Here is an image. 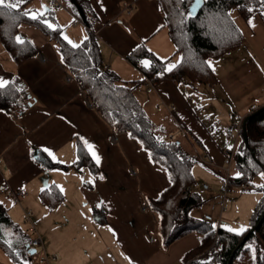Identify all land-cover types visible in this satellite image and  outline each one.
<instances>
[{"label": "crops", "instance_id": "0c3cea01", "mask_svg": "<svg viewBox=\"0 0 264 264\" xmlns=\"http://www.w3.org/2000/svg\"><path fill=\"white\" fill-rule=\"evenodd\" d=\"M50 1L30 0L24 9L31 16L53 12L50 24L59 26L71 44L82 43L89 34L84 21L74 24L75 15L61 0L60 7ZM90 5L96 15L92 29L104 66L115 71L121 83L135 84L137 99L152 122L171 119L170 138L187 140L186 144L200 153L194 142L182 138V134L188 133L199 143L198 148L203 151L200 163L220 176L222 186L227 176L225 153L235 146L226 128L245 118L251 107L264 106V16H234L245 41L210 59L216 83L184 80L149 86L145 73L127 57L144 44L166 60L170 68L168 63L177 55L176 48L158 1L90 0ZM15 40L31 43L35 51L19 63L0 36V81L6 85L20 78L29 90L28 106L24 109H0V201L12 219L29 234L30 240L35 235L42 238L52 264H183V254L197 247L203 234L193 230L169 245L163 243L149 202L169 185L165 171L136 139L114 129L100 114L68 72L54 39L37 26L23 22ZM162 106L168 113L161 110ZM158 115L161 117L156 118ZM240 140L241 137L236 147ZM79 143L87 147L96 171L87 166L45 168L37 159L42 150L55 162L72 165ZM234 163L233 160L231 165ZM258 177L259 195H241L230 200L232 204L249 200V218L227 214L217 227L231 228L235 233L251 227L252 212L262 196L264 173ZM50 186L63 195L53 208H48L41 198V192ZM251 186L254 182L242 190ZM12 189L20 191L17 203L9 194ZM220 192L223 194L221 189ZM227 197L223 195V203ZM26 208L32 210L34 231L25 221ZM96 210L104 215L103 219L95 214ZM191 215L216 221L218 211L210 213L204 207V211H191ZM28 245L29 254L20 251L25 259L21 264L33 261L35 253L29 252ZM38 263L39 260L34 264Z\"/></svg>", "mask_w": 264, "mask_h": 264}, {"label": "trees", "instance_id": "16d2710c", "mask_svg": "<svg viewBox=\"0 0 264 264\" xmlns=\"http://www.w3.org/2000/svg\"><path fill=\"white\" fill-rule=\"evenodd\" d=\"M29 1L5 0V5H0L2 40L17 62L21 63L34 53L35 48L29 42L19 43L15 40L19 25L28 22L48 34L56 41L68 72L79 82L100 114L114 129L136 139L165 171L169 185L149 202L157 217L163 243L169 245L184 234L197 230L203 236L197 247L183 254V264H264V218L257 226L264 213V183L260 187L262 196L251 215V227L242 233L221 226L215 228L209 220L193 217L191 211L204 202L201 194L193 188L196 183L193 167L201 159L192 145L184 144L174 137L166 140L156 136L155 131L159 129L137 99L135 84L132 81L121 83L118 74L104 66L99 41L92 29L96 15L90 0H61L89 29L88 36L79 45L71 44L59 26L50 24L54 19L53 12H45L33 19L24 9ZM157 1L175 44V53L180 54V61L169 71L166 60L159 58L144 44L127 57L145 73V80L152 78L154 84L162 81L176 84L184 80L209 85L216 83L217 76L210 59L236 49L245 41L233 11L236 9L244 19L256 13L264 16V0H204L196 13L190 10L193 0ZM8 4L18 6L11 8L6 6ZM28 100L29 90L20 78L0 88V109L22 110L28 106ZM247 134L249 144L242 130L236 148L234 162L239 174L229 176L232 186L253 184V180L264 173V109L248 120ZM37 159L45 168L80 169L87 166L92 171L97 170L96 163L83 143L78 144L77 159L72 165L57 163L42 150L38 152ZM41 198L48 208H53L63 195L58 188L50 186L41 192ZM95 214L104 218L98 210ZM29 240V234L12 219L8 208L0 201V246L21 262L20 251L27 252Z\"/></svg>", "mask_w": 264, "mask_h": 264}, {"label": "rangeland", "instance_id": "374dc122", "mask_svg": "<svg viewBox=\"0 0 264 264\" xmlns=\"http://www.w3.org/2000/svg\"><path fill=\"white\" fill-rule=\"evenodd\" d=\"M233 14L235 17H240V15L238 14L236 9L233 11ZM79 27H83V25L80 24ZM176 54L177 55L169 61V63H168L169 66L175 65L177 62H179V60L181 58L180 54L179 53H176ZM161 110L166 111V113H168L167 112L168 110L165 106H162ZM155 117L158 118V117H161V115H158ZM153 123L159 129V130L155 131L156 132L155 135L156 136H162L166 140H169L170 139L169 136L171 133H169L168 130H170L173 126V124L171 123V119H167V121H165L163 123H160V122H158V123L153 122ZM186 132H188V131H186ZM183 137H187V139L191 140L190 142H194L196 148L200 150V153H203V151L200 148H198L199 143L196 142L193 137H191L188 133H187V136L185 134H182V138ZM231 140H232L231 144L233 146L235 144V141L232 138H231ZM182 142L184 144L187 142L189 143V141H187V140L182 141ZM194 152H196V151H194ZM196 153L199 157L200 153L199 152H196ZM230 170L231 171H229V173L232 176H235L236 174L239 173V171L236 168L235 163L230 166ZM194 174L196 177V183H195L193 188H194V190L198 191L201 194V197L203 198L204 202H203L202 206L198 207L197 209L194 208L192 210V214H194L196 211H202V210L204 211V207L210 213H217V211H218V216L216 218V221H214V219L212 220V218H209V221L212 224H214L216 227H217L218 221L223 220L222 216H224V218L228 217L227 214L229 216H239L240 218H246V220L249 218L250 211H251V206L249 207V203H250L249 200H247V202L238 201V203H236V204H232L230 200L235 199L236 197H239L241 195H252L253 196V195H255V193H256V195H259V194H257V192H258L257 188L261 184V180L258 176L253 180L254 186H251L249 189L242 190V188L245 187L244 184H235L234 187L236 189V192L229 194L228 197L226 198V201L223 203V194H221V192H220V189H221V178H220V176L217 173H214L212 170L208 169L206 164H203L200 162L194 166ZM224 174L226 175V172ZM216 200H218V203ZM252 201H253V199H252ZM226 209H227V212H225ZM211 215H214V214H211ZM224 222H225V220H224ZM41 253H42V250L39 248L38 253H35L33 255V261L32 262H29L28 260H26V261L31 263V264L36 263L39 260ZM20 260H21V262H19L18 260H15L12 256L9 255V253L7 252V250L3 246H0V264H19V263L21 264L23 260L25 261L24 257L21 255H20Z\"/></svg>", "mask_w": 264, "mask_h": 264}, {"label": "built area", "instance_id": "2783aa9c", "mask_svg": "<svg viewBox=\"0 0 264 264\" xmlns=\"http://www.w3.org/2000/svg\"><path fill=\"white\" fill-rule=\"evenodd\" d=\"M50 4L53 6H63V3H61L59 0H51ZM79 22H82L80 18H78L77 16H75L74 19V24H77ZM147 84L149 86H154V81L152 78H147ZM258 109L257 106H253L251 107L250 112H253L254 110ZM245 118H242L234 123H232L231 125H229L226 128V133L228 134L229 137H231L232 139H234L235 141V146L233 149L231 150H227L225 153V159H224V164H225V172H226V179L223 182L222 186H221V191L224 195V197L228 196L230 193H233L236 191L235 187L232 186L230 184V181L228 179L229 176V167L232 164L233 160H234V156L236 153V145L241 137L242 134V130H243V122H244ZM244 186H247V183H243ZM9 194L12 196L13 202L17 203L19 202V195H20V191L17 189H12L10 190ZM32 210L29 208L25 209V221L27 223H30L31 228L30 230L34 231L35 230V226L32 222ZM29 245L31 248H36V253H38L39 248L42 250V253L40 254V258H39V263L38 264H52L51 263V256L46 252L44 245H43V241L42 238L39 235H35L29 242Z\"/></svg>", "mask_w": 264, "mask_h": 264}, {"label": "water", "instance_id": "95a60500", "mask_svg": "<svg viewBox=\"0 0 264 264\" xmlns=\"http://www.w3.org/2000/svg\"><path fill=\"white\" fill-rule=\"evenodd\" d=\"M203 2H204V0H193L192 4H191V6H190V10H191L192 12H194V13L198 12V10H199L200 7L202 6ZM263 109H264V106H262L261 108L257 109L256 112H258L259 110H263ZM256 112H255V113H256ZM255 113H252V114H250V115H247V116L245 117V119H244V122H243V132H244L245 141H246L247 145L249 144V141H248V134H247V122H248V120L251 118V116H253ZM263 218H264V213H263V215H262L261 220H260L259 223L257 224V226L261 223V221L263 220ZM257 226L254 227V228L252 229V231H254V230L257 228ZM245 238H246V237H245ZM245 238H244L241 242H243V241L245 240ZM28 247H29V245H28ZM29 252H30L31 254L36 253V248H30V249H29ZM229 264H231V262H229Z\"/></svg>", "mask_w": 264, "mask_h": 264}, {"label": "snow or ice", "instance_id": "6c2138e0", "mask_svg": "<svg viewBox=\"0 0 264 264\" xmlns=\"http://www.w3.org/2000/svg\"><path fill=\"white\" fill-rule=\"evenodd\" d=\"M0 5H5V0H0ZM7 7H11V8H16L18 5L17 4H8L6 5ZM33 19H36L37 17L35 15L32 16ZM254 26V25H253ZM175 65H171L169 68V71L171 70V68H174ZM5 86V82L0 81V88ZM91 148V146H89ZM45 151H47V149H45ZM51 155V153H49ZM93 155H95V153H93ZM97 162H99V158L97 157ZM229 231H234V229L229 228ZM240 231H244L243 228L240 229Z\"/></svg>", "mask_w": 264, "mask_h": 264}]
</instances>
